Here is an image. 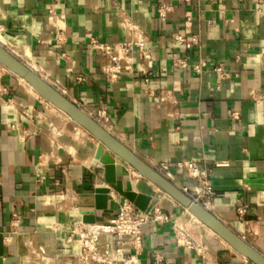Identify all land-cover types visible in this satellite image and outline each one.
Masks as SVG:
<instances>
[{
    "label": "crops",
    "instance_id": "obj_1",
    "mask_svg": "<svg viewBox=\"0 0 264 264\" xmlns=\"http://www.w3.org/2000/svg\"><path fill=\"white\" fill-rule=\"evenodd\" d=\"M140 36L150 58L135 53L132 70L109 79L92 41ZM0 42L80 107L104 109L108 130L152 167L169 163L178 183H196L179 159L209 169V210L264 254L263 0H0ZM164 88L169 102L147 93ZM101 145L0 66L2 264H104L81 259L72 232L83 210L94 208V224H105L125 198L96 157ZM111 154L123 189L151 195L170 217L142 226L141 264H256ZM100 187L109 188L107 210L95 208ZM99 243L134 252L130 236L101 234Z\"/></svg>",
    "mask_w": 264,
    "mask_h": 264
},
{
    "label": "built area",
    "instance_id": "obj_2",
    "mask_svg": "<svg viewBox=\"0 0 264 264\" xmlns=\"http://www.w3.org/2000/svg\"><path fill=\"white\" fill-rule=\"evenodd\" d=\"M160 12L164 13L163 7L160 8ZM175 39L179 43L190 46V41L185 39L181 34L175 35ZM194 40L195 38L193 41ZM92 43L101 52L102 56L107 58L106 63L103 65V70L111 80L118 79L125 70H132L131 64L135 53L138 54L141 60L150 58V53L145 45V39L142 36L135 40H121L113 44L105 42L100 43L96 40H93ZM182 65H185V63L182 62ZM0 66L2 69H7L1 64ZM218 71L224 73L221 67L218 68ZM143 72L146 73V70H143ZM144 77L146 82L150 80L147 73ZM63 93L65 94V92ZM147 93L150 96L157 97L163 102L171 101L174 95L172 89L169 88L159 90L148 89ZM85 111L107 130L110 129V125L105 118L106 111L104 109L98 114L87 110ZM175 166L186 171L195 178L196 183L191 186L178 183L175 180V174L171 165L167 162L162 161L156 163L153 168L174 182L195 202L209 209V205L212 203L211 199L214 195V188L210 179V170L201 166L197 161L191 158L179 159L175 162ZM247 211L248 206L246 204L239 205L237 207L238 217L243 219ZM14 215H16V213H14ZM169 218V215L156 203H152L149 210H142L125 197L120 203L119 210L107 223L90 224L81 220H76L72 225V232L78 235L81 248L79 256L84 261L104 264H141L139 254L142 250V226L150 220L166 221ZM101 234H114L119 239L130 236L134 252L127 254L124 253L121 248L111 247L109 243H99V236ZM184 240L192 245L191 239L185 237Z\"/></svg>",
    "mask_w": 264,
    "mask_h": 264
},
{
    "label": "water",
    "instance_id": "obj_3",
    "mask_svg": "<svg viewBox=\"0 0 264 264\" xmlns=\"http://www.w3.org/2000/svg\"><path fill=\"white\" fill-rule=\"evenodd\" d=\"M0 63L17 76L25 78L45 99L66 112L75 122L87 129V131L101 142L102 145L96 150V157L105 164L107 181L111 182L117 191L132 201L137 207L142 210H149L152 206L150 202L151 195L123 189L122 182L115 177V157L111 153L128 162L142 176L155 183L185 208H189L200 221L210 227L235 251L251 259L256 264H264L263 253L232 230L215 213L202 204L195 202L169 178L136 155L122 141L91 117L82 107L72 101L40 73L33 70L27 63L19 59L1 42ZM108 191L109 188L105 187H100L96 190L95 208L107 210V200L109 199ZM83 211L86 213L83 216L84 222L94 223L96 221L95 215L93 214L94 208ZM0 264H2L1 259Z\"/></svg>",
    "mask_w": 264,
    "mask_h": 264
},
{
    "label": "bare ground",
    "instance_id": "obj_4",
    "mask_svg": "<svg viewBox=\"0 0 264 264\" xmlns=\"http://www.w3.org/2000/svg\"><path fill=\"white\" fill-rule=\"evenodd\" d=\"M1 64V63H0ZM1 65H3V64H1ZM4 66V65H3ZM32 68V67H31ZM8 69V68H7ZM33 69V68H32ZM9 70V69H8ZM33 70H35V69H33ZM36 71V70H35ZM40 71V70H39ZM36 72H38V71H36ZM39 73V72H38ZM41 74V73H40ZM45 74V73H44ZM42 75V74H41ZM43 76V75H42ZM19 77H21V76H19ZM44 77V76H43ZM46 77V76H45ZM44 77V78H45ZM21 79L24 81V83L26 84V85H28L31 89H33V90H36L38 93H39V91L35 88V87H33V85H31V83H29L25 78H23V77H21ZM46 79V78H45ZM49 81V80H48ZM40 94V93H39ZM41 95V94H40ZM42 96V95H41ZM45 98V97H44ZM51 103V102H50ZM53 104V103H52ZM54 105V104H53ZM55 106V105H54ZM55 107H57V106H55ZM58 109H60L59 107H57ZM61 111V113L63 112V113H65L66 115H68L66 112H64L62 109H60ZM69 116V115H68ZM70 117V116H69ZM71 118V117H70ZM77 123V122H76ZM80 125V124H79ZM81 126V125H80ZM82 128L83 129H85L83 126H82ZM86 131H87V129H85ZM89 132V131H88ZM90 133V132H89ZM91 134V133H90ZM92 135V134H91ZM186 209H188L190 212H191V210L189 209V208H186ZM192 213V212H191ZM193 214V213H192ZM193 216L197 219V220H199L194 214H193ZM200 221V220H199ZM201 223H203L202 221H200ZM204 224V223H203ZM205 226H207L206 224H204ZM208 227V226H207ZM209 229H211L210 227H208ZM212 230V229H211ZM213 231V230H212ZM214 232V231H213ZM215 233V232H214ZM216 234V233H215Z\"/></svg>",
    "mask_w": 264,
    "mask_h": 264
},
{
    "label": "rangeland",
    "instance_id": "obj_5",
    "mask_svg": "<svg viewBox=\"0 0 264 264\" xmlns=\"http://www.w3.org/2000/svg\"><path fill=\"white\" fill-rule=\"evenodd\" d=\"M34 91H36V90H34ZM37 92V91H36ZM61 111V110H60ZM68 116V115H67ZM69 117V116H68ZM82 127V126H81ZM187 211H188V221H191L192 220V217H193V214L187 209ZM196 219V218H195ZM197 220V219H196ZM197 221H199V220H197ZM200 222V221H199ZM201 223V222H200ZM208 228V227H207Z\"/></svg>",
    "mask_w": 264,
    "mask_h": 264
}]
</instances>
